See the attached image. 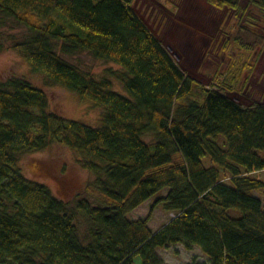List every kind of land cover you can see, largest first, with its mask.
<instances>
[{"label":"trees","instance_id":"trees-1","mask_svg":"<svg viewBox=\"0 0 264 264\" xmlns=\"http://www.w3.org/2000/svg\"><path fill=\"white\" fill-rule=\"evenodd\" d=\"M134 1L0 0V53L15 50L45 85L103 109L92 126L50 110L28 78L0 80V264H168L158 251L177 244L206 257L187 264H264V181L254 175L264 170V102L241 104L190 76ZM79 54L119 68L97 76L71 60ZM54 144L93 174L86 196L61 198L23 174L24 155ZM148 200L149 214L130 219ZM158 205L174 215L153 231Z\"/></svg>","mask_w":264,"mask_h":264},{"label":"rangeland","instance_id":"rangeland-1","mask_svg":"<svg viewBox=\"0 0 264 264\" xmlns=\"http://www.w3.org/2000/svg\"><path fill=\"white\" fill-rule=\"evenodd\" d=\"M236 1L235 6L217 7L208 0H135L133 6L190 76L205 85L223 87L235 101L252 105L264 102V11L252 0ZM21 31L16 29L13 33ZM71 60L97 76L109 68H119L88 54H79ZM11 76L28 78L44 88L50 110L92 126L99 125L101 107L62 86L45 85L42 74L32 72L18 52L7 48L0 53V80ZM114 82L119 88L118 82ZM19 166L25 177L46 184L55 195L65 199L86 196L85 187L93 179V174L79 163L77 153L61 144L24 155ZM254 175L264 181V170ZM256 194L264 200V190ZM153 203L154 200L146 201L129 218L147 216ZM173 215L158 205L149 222L151 230L156 231ZM158 253L168 264H187L194 257L198 262L206 260L199 247L187 250L182 244L159 249ZM134 264H141L140 259Z\"/></svg>","mask_w":264,"mask_h":264}]
</instances>
